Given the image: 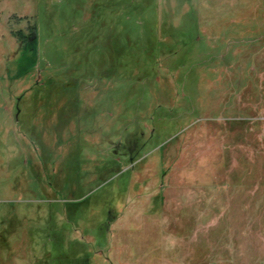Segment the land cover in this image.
Masks as SVG:
<instances>
[{"label": "rangeland", "instance_id": "rangeland-1", "mask_svg": "<svg viewBox=\"0 0 264 264\" xmlns=\"http://www.w3.org/2000/svg\"><path fill=\"white\" fill-rule=\"evenodd\" d=\"M0 264H264V0H0Z\"/></svg>", "mask_w": 264, "mask_h": 264}]
</instances>
